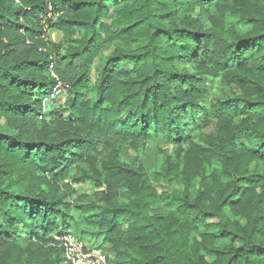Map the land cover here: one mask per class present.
<instances>
[{
	"label": "trees",
	"instance_id": "16d2710c",
	"mask_svg": "<svg viewBox=\"0 0 264 264\" xmlns=\"http://www.w3.org/2000/svg\"><path fill=\"white\" fill-rule=\"evenodd\" d=\"M122 138L175 147L176 188L113 161ZM66 233L115 264H264V0H0V264H65Z\"/></svg>",
	"mask_w": 264,
	"mask_h": 264
},
{
	"label": "rangeland",
	"instance_id": "374dc122",
	"mask_svg": "<svg viewBox=\"0 0 264 264\" xmlns=\"http://www.w3.org/2000/svg\"><path fill=\"white\" fill-rule=\"evenodd\" d=\"M16 3V2H15ZM20 3V0H19ZM16 3V4H19ZM47 18H51V15L49 14ZM46 19H43V23L45 22ZM227 22L242 29L246 30L248 27L245 24H242L235 18L229 17L227 19ZM48 25H45L47 29ZM45 41H48L50 46L53 45L52 51L55 54H62L65 49H66V43L65 39L62 35V33L58 32L57 30H54L52 28L47 29V34H44L41 36ZM29 44V42H28ZM41 52H46L45 48L40 49ZM114 48L106 51V52H101L99 57L96 59L95 64L93 66L94 69V75L93 79L96 78V72L99 71L106 63L108 57L111 56L113 53ZM72 98L71 93H68V90L61 93L59 96H57V102L56 105L53 107L54 110L59 112V114L62 115L63 120L62 121H54L51 124V128H57L61 127L64 128L66 125L64 124L67 120H69V113L66 111L64 108L65 103L69 101V99ZM47 106V104H46ZM49 120V119H47ZM23 126V124H21ZM59 129V128H57ZM212 129H207L204 131V133H209L211 132ZM12 132V131H11ZM176 148L173 146H169L163 149V151H159L154 145L152 144H145L141 142L138 139H120L115 145V147L110 148L108 156L113 159L116 163H120L126 166H132V167H138L140 165H143L149 175L151 176V180L153 185L156 187V189L159 192H165V191H171L176 188V184L169 182L165 180L163 177L158 176L157 172L160 171L163 165H165V169L169 168L172 166V163L169 162L168 158H171L172 160L176 159ZM174 163H176L174 161ZM75 174V170H71L68 172L65 176H63L60 180L54 179L53 176H47V182H41L39 187L43 190L46 191H52L54 190V184H59V185H64L70 183V179L72 176ZM97 189L92 186L88 185L84 187L83 193L85 194V197L82 198L80 201V204L82 206H90L91 203L93 202V198L95 194L97 193ZM67 203L69 200L66 201ZM162 209L160 208L158 210V213H162ZM75 233L84 236L85 238H88L91 235V231H88L87 229L84 228H79L78 230H75ZM83 233V234H82ZM39 242L44 245L46 249H56V244L54 240L48 237H41L38 239ZM89 242L88 240H86ZM90 243V242H89ZM91 244V243H90ZM93 245V244H92ZM103 251L108 255L111 256L110 251H107L103 249ZM26 256L22 259L25 261ZM24 263V262H23Z\"/></svg>",
	"mask_w": 264,
	"mask_h": 264
},
{
	"label": "built area",
	"instance_id": "2783aa9c",
	"mask_svg": "<svg viewBox=\"0 0 264 264\" xmlns=\"http://www.w3.org/2000/svg\"><path fill=\"white\" fill-rule=\"evenodd\" d=\"M12 1L19 2V0ZM68 89L69 86L58 82L54 87L53 97L59 96ZM55 240L63 250L65 264H115L103 249L76 237L72 233L58 235Z\"/></svg>",
	"mask_w": 264,
	"mask_h": 264
}]
</instances>
